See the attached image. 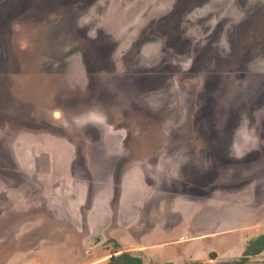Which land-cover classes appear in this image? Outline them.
I'll return each mask as SVG.
<instances>
[{"label": "rangeland", "instance_id": "374dc122", "mask_svg": "<svg viewBox=\"0 0 264 264\" xmlns=\"http://www.w3.org/2000/svg\"><path fill=\"white\" fill-rule=\"evenodd\" d=\"M260 234L264 0H0V264H264Z\"/></svg>", "mask_w": 264, "mask_h": 264}, {"label": "trees", "instance_id": "16d2710c", "mask_svg": "<svg viewBox=\"0 0 264 264\" xmlns=\"http://www.w3.org/2000/svg\"><path fill=\"white\" fill-rule=\"evenodd\" d=\"M264 250V234L252 238L246 245L241 260H247L249 256L261 253ZM105 264H146L143 258L130 251L114 252ZM149 264H160L151 262Z\"/></svg>", "mask_w": 264, "mask_h": 264}, {"label": "water", "instance_id": "95a60500", "mask_svg": "<svg viewBox=\"0 0 264 264\" xmlns=\"http://www.w3.org/2000/svg\"><path fill=\"white\" fill-rule=\"evenodd\" d=\"M58 114V113H57Z\"/></svg>", "mask_w": 264, "mask_h": 264}]
</instances>
